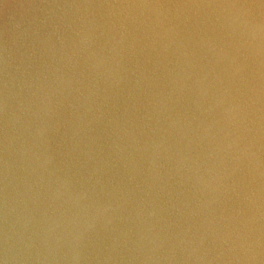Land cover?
<instances>
[{
	"label": "clouds",
	"instance_id": "1",
	"mask_svg": "<svg viewBox=\"0 0 264 264\" xmlns=\"http://www.w3.org/2000/svg\"><path fill=\"white\" fill-rule=\"evenodd\" d=\"M0 264H264V0H0Z\"/></svg>",
	"mask_w": 264,
	"mask_h": 264
}]
</instances>
